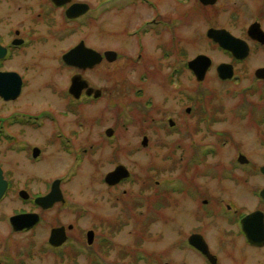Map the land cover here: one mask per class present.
<instances>
[{
  "label": "flooded vegetation",
  "instance_id": "af4514ba",
  "mask_svg": "<svg viewBox=\"0 0 264 264\" xmlns=\"http://www.w3.org/2000/svg\"><path fill=\"white\" fill-rule=\"evenodd\" d=\"M166 1L99 0V6H95L92 0H0V45L6 50L5 55L0 57V73H16L22 80L21 93L16 99L7 101L0 98L6 103L15 102L21 98L27 82L26 71L30 69V66H27L28 62L31 68H36L41 62L37 56H51L54 62L53 66L62 74L66 73L67 75L66 79L61 82L63 86L60 85L62 87V92H60L63 96L59 97L60 100H64L65 105L61 104L62 110L52 109L51 119L44 112L49 107L40 109L39 112L17 111L14 114L0 117V180L6 187L0 198V206L11 194H15L17 200L22 204L21 209L12 214L0 213V222L4 223L2 226L0 225V264H30L29 259L33 257L37 246L34 244L33 247L31 244L30 248V245L25 247L19 245L13 246L15 248L13 249L9 243L11 238L28 234L35 238L41 232L43 225L50 226L46 222V214L69 203L62 186L71 183L80 176L88 162H91L96 169L89 173L91 178L94 177L96 180L98 177L97 181H100L104 189L114 194L112 198L104 200V203L106 206H112L115 213H111V211L101 213L99 219L93 220L87 228L85 239L83 238L85 229L77 237L74 234L76 225H68L67 228L65 227L66 242L59 247L50 244V236L54 228L64 227V225L51 226L53 228L45 243L55 255H60L66 252L71 245L77 244L80 247L77 253H85L91 261L97 258L106 259L107 254L104 249L106 244H115L108 235L97 236L96 232L102 229L113 230L116 233L117 230L122 229L124 224L122 204L123 197L127 194L123 188L124 185L136 178V174L122 163L124 131L127 130L123 127L124 113L136 116L138 132L142 137L140 143L134 144V147L130 146L129 152L132 154L148 150L151 146V135H159L161 132L181 138H190L203 133V130L198 129L205 121L203 118V84L207 74L212 71L213 61L204 80L200 81L196 72L190 68L189 63L203 54L189 57L186 50L187 37L183 33H177L181 26L186 25V18H172L170 10L166 9L167 6L170 7V3ZM199 1L203 7H212L217 4L205 5L201 0ZM161 3L165 5L163 10L160 8ZM72 7H76L74 12L77 15L74 17H71L73 16L70 15L71 13L69 14ZM111 14H117V17H110ZM111 35L121 37L124 42L118 46L108 47L106 38ZM207 38L218 46L213 39ZM51 40L60 46L69 40V45L60 51L50 49L45 52L44 49L36 48ZM252 42L260 45L256 41ZM80 45L100 54L101 57L96 61L97 63L83 67L78 63L83 61V55H80L73 63L66 64L65 54ZM249 45L251 47V44ZM219 49L232 58L233 67L249 58L248 56L239 60L232 53L220 47ZM108 52H112V54L108 55ZM27 58H30V61ZM218 67L219 65L216 67L217 75ZM127 72L134 73L137 81L124 80V74ZM109 79H111L110 83ZM75 80L81 83L84 81V87L78 91V96L71 92ZM257 80L264 82V80ZM165 88L170 89L169 93L165 91ZM173 89L178 93V97L175 99L172 96L158 98L161 90L165 94L172 95ZM131 91L133 99H127L124 105L123 100L125 97H129ZM92 106H94L95 117L92 115ZM69 114L79 116L77 120L69 121L70 125L74 124L76 128H68L69 125L65 122L66 118H62ZM189 117L195 118L194 128L189 125ZM108 120L111 122L108 127L87 128L90 122L91 125L99 126L107 123ZM46 121L52 123V129H42V125ZM14 126H20V128L15 129ZM145 139L146 144L144 143ZM50 147L55 151H52V154H64L66 158L70 159L72 165L64 174L45 181L38 168L45 159L56 157L50 153L47 154ZM177 147L183 149L185 153L188 150V146L177 145ZM193 147L192 154H187V158L183 155L179 162L181 172L179 178H175L177 183L175 185L165 184L167 186L165 192H160V189H157L160 186L159 182H155L154 174L152 175L156 168L149 166L148 175L144 180L141 176H137L138 179H142V186L137 192L134 206L143 210L148 208L145 212L146 224L147 227H151L157 221V211L172 204L171 200L174 194L186 198L189 196L191 201L198 203L201 210L199 220L217 218L218 212H221L220 216L226 217L227 214L224 212L227 211L230 214L226 219L227 224L237 227L240 236L248 242L241 221L252 211L240 212L227 200L225 202L224 200L205 198L202 187L199 186V180L205 176H210L219 182L221 180L235 181L234 171H230L228 167H220L219 163L212 167H208L207 164L208 170L205 171L204 158L214 155L217 151L214 150L213 145L204 151L203 149L199 150L197 145ZM241 155L244 154L239 153L236 161L238 165L235 163L239 169L249 164V160L245 164L239 160ZM244 157L246 156L244 155ZM171 159L172 156L168 162L174 164ZM13 163H15V167ZM122 166L130 172L129 177L112 183L108 182L107 177ZM43 182L46 184L45 190L42 188L35 191L28 188L32 184ZM189 182L193 185V196L189 195L187 189ZM55 183L59 184L63 199L50 207H45L39 200L52 192ZM20 185L25 186L19 188ZM157 196L161 198V201H156ZM258 197L261 206L256 210H261L264 213V199L260 196V192ZM88 204L91 205L89 202L84 207V213L87 214L90 211ZM186 205L187 201L185 200L182 207L184 210ZM210 206H213V209L215 206L216 212ZM116 209H118L117 213ZM27 214L36 215V223L30 227L15 230L12 218ZM94 216L97 217V215ZM5 231L8 234L3 237L1 234ZM89 232H93L94 235L91 244L88 242ZM193 234L202 235L196 230L189 237ZM109 235L113 234L109 233ZM98 239L102 244L99 247L97 246ZM187 240L185 244L188 242ZM43 248L42 246L41 249L43 250ZM257 248L264 249V246ZM35 255L37 256V254Z\"/></svg>",
  "mask_w": 264,
  "mask_h": 264
},
{
  "label": "rangeland",
  "instance_id": "374dc122",
  "mask_svg": "<svg viewBox=\"0 0 264 264\" xmlns=\"http://www.w3.org/2000/svg\"><path fill=\"white\" fill-rule=\"evenodd\" d=\"M92 1H94L95 6H99V0ZM166 2L170 3V7L167 6L166 9L170 10L172 18H186V25L184 26H181L177 20L181 26L177 33H183L187 37L186 50L189 57L203 54L213 61L212 71L207 74L203 84V118L205 121L198 128L203 130V133L190 138H181L177 135L161 132L159 135H151V146L148 150L132 154L129 152L130 146L134 147V144L140 143L142 137L138 132L136 116L124 113L123 127L127 130L124 131L122 163L136 174V178L124 185L123 188L127 194L123 197L122 217L124 224L122 229L117 230L116 233L113 230L102 229L96 232L97 236L108 235L115 244H106L104 249L107 256L106 259L103 258L102 260L109 264H210L209 260L185 244L189 235L198 230L206 240L209 246L208 250L217 257L218 264H263L264 249L248 245L245 238L238 233V228L227 224L226 219L230 216L227 211L224 212L227 214L226 217L220 216L221 212H218L217 218L199 220L201 210L198 203L191 201L189 196L186 198L174 194L171 200L172 204L157 211V221L151 227H147L145 212L148 208L143 210L134 206L137 192L142 186V179H138L137 176H141L144 180L148 175L149 166L156 168L152 175L154 174L155 182H159L160 186L158 185L157 189H160V192H165L167 187L165 184L175 185L177 183L175 178H179L181 172L179 162L183 155L187 158V154H192L194 145L199 146V150L203 149V151L213 145L214 150L217 151L214 155L204 158L203 167L205 171L208 170L207 164L208 167H212L218 163L220 167H228L230 171H234L235 181L221 180L219 182L210 176L200 179L199 186L202 187L205 198H214L225 202L227 200L240 212H250L260 208L258 193L264 189V175L260 172V168L264 166V99H262L264 97V82L258 81L254 75L258 68L264 67V45L254 44L247 36L248 27L255 21L260 22L264 30V0H219L212 7H203L199 0H167ZM164 6L161 3L160 8L162 9ZM110 17L116 18L117 14H111ZM217 27L227 29L235 36H239L251 44L249 58L240 65H234V78L227 81L219 78L216 67L221 63L232 64V58L207 38V31ZM106 41L108 47L118 46L124 42L121 37L116 35L108 36ZM64 43L60 46L51 40L49 43L38 45L36 48L44 49L45 52L50 49L60 51L69 45V40ZM46 57L37 56L41 62L36 68H31L28 62L27 66H30V69H25L27 70V82L19 100L6 103L0 98V117L14 114L17 111L39 112L40 109L49 107L44 112L51 119L53 116L52 109H63L61 104L65 105L64 100L59 99L63 96L60 85L63 86L61 82L66 79L67 75L66 73L62 74L53 66L54 62L51 56ZM27 60L30 61V58ZM124 75V80L128 82L137 81L132 72H127ZM57 86L59 87L57 88ZM127 88L129 89V87ZM165 91L169 93L170 89L165 88ZM166 96H172L175 99L178 97V93L173 89L172 95H170L161 90L158 98L163 99ZM127 99H133L132 91L129 92V97L124 98V105ZM92 108V115L94 116V106ZM62 118H66L65 122L68 123V128H76L74 124L70 125V122L77 120L78 115L71 116L69 114L62 116ZM197 121L199 120L197 119ZM188 122L194 128L195 118L189 117ZM110 123L108 120L105 124L94 126L90 122L89 125L91 126L88 125L87 128H104L110 126ZM44 124L42 125L43 130L52 129L50 121H46ZM14 128L17 129L20 126H14ZM177 145L188 146L187 152H183V149L178 148ZM53 149L50 147L47 154L50 153L51 155ZM239 153H243L248 158L249 164L245 166L247 168L241 167L242 169H239L235 165ZM52 156L56 157L45 159L38 168L45 181L64 174L72 165L70 159L66 158L64 154H52ZM170 156H172L171 160L174 164L168 162ZM13 164L15 167V163ZM94 171H96L94 165L88 162L80 176L71 183L62 186L69 203L46 214V222L50 226L43 225L41 232L35 238L34 236L31 237V234L11 238L9 243L13 249L19 245H24V247L30 245V248L31 244L33 247L34 244L37 246L33 257L29 259L30 264H94L93 260L91 261L85 253H77L80 250L77 244L71 245L66 252L55 255L45 243L52 228L58 224L64 225L66 228L70 224L76 225L74 234L77 237L85 229L83 232L85 239L87 228L93 220L99 219L101 213L105 211L115 213L112 206H106L104 203V200L112 198L114 194L104 189L100 181H97L98 177L96 180L94 177L91 178L89 173ZM28 188L35 191L42 188L45 190L46 184L44 182L32 184ZM162 188L164 189L162 190ZM192 188L193 185L189 182L187 189L190 196H193ZM185 200L187 205L184 210L182 207ZM156 201H161V198L157 196ZM89 202L91 205L88 204L90 211L87 214L84 213V207ZM21 207L22 204L17 200L16 195L11 194L0 206V213L12 214ZM210 207L216 212L215 206L214 209L213 206ZM117 212L118 209H116ZM142 212L144 213L142 214ZM2 224L4 223L0 222L1 226ZM109 233L113 235H109ZM7 234L8 232L5 231L1 235L6 237ZM99 240L97 241L98 247L102 245ZM84 243L86 245L85 241ZM41 245L44 247L43 250ZM138 250H141L145 256L144 259L139 260L140 262L136 261Z\"/></svg>",
  "mask_w": 264,
  "mask_h": 264
},
{
  "label": "water",
  "instance_id": "95a60500",
  "mask_svg": "<svg viewBox=\"0 0 264 264\" xmlns=\"http://www.w3.org/2000/svg\"><path fill=\"white\" fill-rule=\"evenodd\" d=\"M201 2L205 5H214L218 2V0H201ZM76 7H72L69 10V14L73 15L74 17L75 12L74 9ZM248 36L251 40L259 42V44L264 45V30L261 26L260 22H254L248 28ZM208 37L213 39L214 42L218 44L222 49L229 51L232 55L239 59H245L250 54V46L246 40L236 37L230 31L226 29H216L211 28L208 31ZM6 53V50L3 46L0 45V57H3ZM112 54V52H108V55ZM83 55V61L78 62L83 67H88L89 65H93L97 63L98 59L101 57L99 53L94 50L86 48L84 45H80L76 49L68 52L64 56V61L67 63H73L74 60ZM190 68H192L200 81L204 80L209 67L212 65V60L210 57L206 55H200L193 61L189 63ZM218 75L221 79L227 80L231 79L234 75V67L232 64L222 63L217 68ZM257 79L264 80V67L259 68L255 74ZM77 82L74 81L71 92L75 93L78 96V91H81L84 87V81ZM22 87V80L19 75L16 73H0V97L4 100H12L16 99L17 96L21 93ZM147 139V138H146ZM145 139V144H146ZM242 163H246L248 160L244 155L240 156L239 159ZM1 171V170H0ZM261 172L264 174V166L261 167ZM130 172L124 166L119 167L113 174H110L107 177L108 182H115L119 181L122 178L129 177ZM0 179H1V172H0ZM5 184L0 180V198L3 196L5 192ZM261 197L264 199V190L261 192ZM63 199L61 190L59 188V184L55 183L52 187V192L40 199L39 201L43 202L45 207L52 206L55 202H58ZM36 215H19L12 218V224L15 230H21L26 227H30L36 223ZM242 229L249 240V243L256 247H263L264 246V213L261 210H256L248 215H246L242 219ZM65 233V227L54 228L51 232L50 243L53 246H60L62 245L67 237ZM88 242L89 244L92 243L93 232L88 233ZM190 241L191 245L196 247L200 250L210 261L211 264H217V258L211 254L209 246L206 240L200 234H194L188 240Z\"/></svg>",
  "mask_w": 264,
  "mask_h": 264
},
{
  "label": "trees",
  "instance_id": "16d2710c",
  "mask_svg": "<svg viewBox=\"0 0 264 264\" xmlns=\"http://www.w3.org/2000/svg\"><path fill=\"white\" fill-rule=\"evenodd\" d=\"M138 256H137V258H136V261L138 260H142V259H144L145 258V256L142 254V252H141V250H138ZM140 262V261H139ZM126 264H128V263H126Z\"/></svg>",
  "mask_w": 264,
  "mask_h": 264
}]
</instances>
